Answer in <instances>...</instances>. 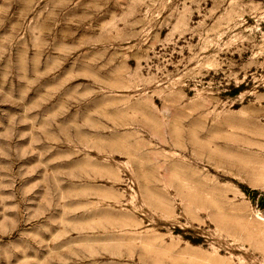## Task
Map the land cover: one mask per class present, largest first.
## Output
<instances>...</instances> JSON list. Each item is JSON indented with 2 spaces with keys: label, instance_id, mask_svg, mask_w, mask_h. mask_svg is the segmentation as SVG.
<instances>
[{
  "label": "rangeland",
  "instance_id": "1",
  "mask_svg": "<svg viewBox=\"0 0 264 264\" xmlns=\"http://www.w3.org/2000/svg\"><path fill=\"white\" fill-rule=\"evenodd\" d=\"M194 118L196 202L156 205L121 166ZM107 188L147 264H264V0H0V264H143Z\"/></svg>",
  "mask_w": 264,
  "mask_h": 264
},
{
  "label": "crops",
  "instance_id": "2",
  "mask_svg": "<svg viewBox=\"0 0 264 264\" xmlns=\"http://www.w3.org/2000/svg\"><path fill=\"white\" fill-rule=\"evenodd\" d=\"M179 121L182 122L181 119ZM186 122H184V125ZM200 121L190 119L188 129L185 127L178 128V139L167 141L165 149L161 153H155L148 151L143 155H137L136 163L123 165L122 171L124 172H146L149 174L147 178H151L147 183L149 189H153L156 192H152L153 198H156V205L168 204L169 196L166 191L170 189L175 190V196L178 203H195L196 196L194 195V201L187 197L185 187L179 181L173 183L171 186V174L176 178L185 170L186 159L190 157L191 160H197L200 155L201 140L197 139V135L200 134ZM181 136H191L190 139H182ZM166 143V142H165ZM144 160V163L142 162ZM161 173V179L154 181L153 174ZM152 175V176H151ZM151 176V177H150ZM188 198V202L186 200ZM128 201L125 193L115 191L107 188L103 190L98 197V203L105 207L104 210L99 212L100 219L104 221L105 226L112 227L117 226L124 230L130 229L138 233L136 236V252L135 263L147 264L149 258L146 253L151 251L153 248V237L152 235L148 239V232L143 230L145 225L144 218L137 216L125 209V202ZM154 204V203H153ZM118 206L113 209V206ZM143 230V231H142ZM125 264V263H121Z\"/></svg>",
  "mask_w": 264,
  "mask_h": 264
},
{
  "label": "bare ground",
  "instance_id": "3",
  "mask_svg": "<svg viewBox=\"0 0 264 264\" xmlns=\"http://www.w3.org/2000/svg\"><path fill=\"white\" fill-rule=\"evenodd\" d=\"M258 219H259V220H263V217L260 216V217H258Z\"/></svg>",
  "mask_w": 264,
  "mask_h": 264
}]
</instances>
